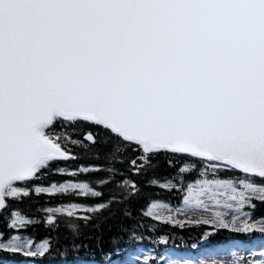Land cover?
Segmentation results:
<instances>
[{
    "label": "snow or ice",
    "instance_id": "6c2138e0",
    "mask_svg": "<svg viewBox=\"0 0 264 264\" xmlns=\"http://www.w3.org/2000/svg\"><path fill=\"white\" fill-rule=\"evenodd\" d=\"M57 126L92 130L79 140ZM97 128L113 159L137 151L139 163H129L138 172L159 155L206 162L202 179L187 185L182 210L264 233L244 211L264 203V0H0V213L33 194L100 198L87 183L17 186L75 159L68 143L96 144ZM194 169L186 163L179 172ZM220 170L242 177L215 178ZM130 188L134 195L137 185ZM78 207L48 208L49 225L65 212L70 220L92 218L75 217ZM166 207L153 203L145 214ZM9 215L10 228L33 224L19 210ZM5 238L0 233V251L35 257L50 250L49 241L33 250L31 239Z\"/></svg>",
    "mask_w": 264,
    "mask_h": 264
},
{
    "label": "trees",
    "instance_id": "16d2710c",
    "mask_svg": "<svg viewBox=\"0 0 264 264\" xmlns=\"http://www.w3.org/2000/svg\"><path fill=\"white\" fill-rule=\"evenodd\" d=\"M57 131H67L72 139L83 140V134L87 126L73 129L65 126ZM97 143L92 145L85 142V147H79L71 143L67 144L71 155L75 159L60 161L46 170L43 178L27 184L32 189L34 185H47L52 182H60L68 176L60 172L63 168L79 171L81 167H98L86 173L78 172L75 176L80 180L92 183L99 192L100 198L74 196H46L31 195L19 201H10V208L0 213V230L6 232L11 223L10 211L19 210L20 213L32 217L36 222L27 226L25 233L35 238H49L52 249L51 254L62 256L82 255L86 259L107 258L116 253H127L137 247L156 253L164 252L167 246L160 243L166 237L172 246L191 248L193 244H200L204 235L211 239L229 238L232 233L209 229L205 226L181 228L170 224H162L145 215V211L151 202L162 200L176 206L181 202L187 185L202 179L199 172L206 168L204 162L186 156L159 155L151 159V167L140 169L132 168L130 158L139 156L136 150L129 149L126 156L113 159L108 155L109 148L103 143L106 132L103 129H95ZM171 161V164L169 163ZM186 163L195 164V169L189 173H180L179 169ZM239 173L220 170L217 175L221 179H235ZM156 180L158 183H151ZM125 181L128 186H125ZM171 181L175 188L168 190L159 187V184ZM135 183L137 190L133 195L130 185ZM61 201H76L87 204L106 203L110 205L108 210L90 214V220L57 217L53 225L48 224L47 216L42 214V207L54 205ZM254 211L258 216L264 217V203L254 200ZM89 216V215H88ZM71 224L77 225L73 230ZM106 246L100 253L89 248ZM50 255V254H49Z\"/></svg>",
    "mask_w": 264,
    "mask_h": 264
},
{
    "label": "rangeland",
    "instance_id": "374dc122",
    "mask_svg": "<svg viewBox=\"0 0 264 264\" xmlns=\"http://www.w3.org/2000/svg\"><path fill=\"white\" fill-rule=\"evenodd\" d=\"M72 182H66L63 184H70ZM75 184V183H72ZM61 184H58V186ZM19 187V186H18ZM58 193V192H56ZM53 194V193H51ZM161 204V203H155ZM73 205V204H69ZM69 205H63L57 208L65 209ZM165 205V204H162ZM79 206V205H78ZM166 208H154L152 212L148 214L151 218L156 219L161 222H169L178 226L183 225H198V224H206L217 228H223L216 225L214 222L212 223H204V221H213V217L210 212L203 211H192V210H182L184 209V205L179 209H174L168 205ZM87 207L80 206L74 210V215H77L81 212H86ZM248 208H245L244 211H247ZM220 211H224L220 209ZM61 215H66L65 213H61ZM237 216V213L234 211L229 212L225 217L226 221L231 222L234 217ZM241 220L248 219V217L240 216ZM251 221V218H250ZM252 223V222H250ZM257 224V229L264 224V219L255 222ZM239 226V225H238ZM226 229V228H223ZM12 230H16L13 229ZM231 230V229H228ZM234 231V230H232ZM236 232V231H234ZM5 235V242L7 239H10L12 236H16L13 232H10ZM239 234H244L248 240H251L252 243L249 245L248 243H238L232 242L231 244L226 245V247L216 248L214 250H201L196 253L189 255H181V254H168L166 257L160 258V262H155L153 259V255L150 253L142 252L141 254L131 257L128 260L121 262H114L113 264H264V233L259 232L258 230H252L250 233H242L236 232ZM28 239V238H25ZM40 243H35L33 245V250ZM208 243V240L205 239L204 245ZM12 252V251H11ZM46 252V251H45ZM22 254V253H21ZM25 255V254H23ZM28 256V255H26Z\"/></svg>",
    "mask_w": 264,
    "mask_h": 264
},
{
    "label": "bare ground",
    "instance_id": "6f19581e",
    "mask_svg": "<svg viewBox=\"0 0 264 264\" xmlns=\"http://www.w3.org/2000/svg\"><path fill=\"white\" fill-rule=\"evenodd\" d=\"M105 247H106V246H101V247H99V248H98V247L96 248V247L89 246V248H92V249L96 250V251L99 252V253H100L101 251H103V250L105 249Z\"/></svg>",
    "mask_w": 264,
    "mask_h": 264
}]
</instances>
